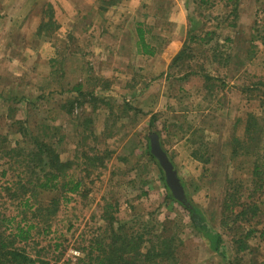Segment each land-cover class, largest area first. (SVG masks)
I'll list each match as a JSON object with an SVG mask.
<instances>
[{"label": "rangeland", "instance_id": "374dc122", "mask_svg": "<svg viewBox=\"0 0 264 264\" xmlns=\"http://www.w3.org/2000/svg\"><path fill=\"white\" fill-rule=\"evenodd\" d=\"M5 2L0 15L18 0ZM34 3V16L21 26L7 31L0 22V136L11 145L22 138L14 120L42 136L52 133L62 159L76 161L71 175L82 186L57 190L67 200L50 227L42 222L16 246L38 264H80L106 229L147 228L179 239L177 258L161 264H238L235 240L255 231L240 264H264V195L256 217L238 218V205L233 215L224 213L229 181L252 182L250 160L229 161L227 145L243 135L248 112L264 115V0ZM44 21L49 25L39 31ZM139 26L155 56L138 53ZM77 83L86 95L73 91ZM152 114L191 199L222 234L221 251L168 198L164 175L145 147ZM195 148L212 162L196 160ZM84 154H98L103 163ZM14 204L2 191L0 211L14 214Z\"/></svg>", "mask_w": 264, "mask_h": 264}, {"label": "trees", "instance_id": "16d2710c", "mask_svg": "<svg viewBox=\"0 0 264 264\" xmlns=\"http://www.w3.org/2000/svg\"><path fill=\"white\" fill-rule=\"evenodd\" d=\"M48 25L49 22L44 21L40 25L39 31L47 28ZM137 32L138 53L155 56L157 48L147 40V31L139 26ZM185 51L186 49L179 53L175 61H178V58H181ZM72 89L81 95H86L82 83H77ZM154 120L155 115L152 114L151 134L154 132L159 134L161 145L173 162L172 157L164 147L160 131L154 128ZM14 121L18 124L17 131L22 134V138L11 145L7 137L0 136V167L3 165L8 167L0 170V176L6 178L8 169H11L14 174L12 179L6 178L0 184V195L3 191L6 200L15 203V208L19 210L14 214L7 209L0 211V264H38L39 260L29 255L26 250L16 246V241H29L33 237V230L42 222L50 227L52 218L59 212L61 199L67 200L66 195L62 194L60 198L58 194L54 193L57 190H61L63 193L78 192L81 189L82 181L72 177L71 171L75 168L76 161L74 159H62L58 151V142L54 141L52 133L47 132L46 134L45 131L44 136H42L36 126L27 125L28 122L24 123L25 121L22 120ZM244 122L243 135L234 136L227 145L231 153L229 161L231 159L234 161L247 159L251 163L252 182L251 180L249 183L237 182V180L235 183L229 181L232 186H228L227 192H225L224 213L228 216L233 215L234 208L238 205L241 207L238 218L245 217L250 213L256 217L261 211L260 199L264 195V115L255 111L248 112ZM24 124L28 127H24ZM146 140L147 153L160 167L164 175L163 180L168 190V198L187 209L196 230L213 242L215 250L221 251L224 243L222 234L213 227L204 211L191 199L189 189L183 178H180L181 183L185 188L190 205H186L174 197L166 183L165 173L159 160L151 152L150 134ZM196 142L197 140H191L193 145ZM203 143L201 141V144ZM84 155L91 163L98 161L103 163L98 154ZM192 156L204 164L212 162L211 158H205L197 148L193 149ZM175 168L177 169L176 165ZM245 195L247 201L243 202L241 199L245 198ZM254 232L249 231L235 240L238 254L234 258L236 263L240 264L242 251L250 250L249 239ZM178 241L179 239L173 235H159L147 228L135 229L130 233L123 227H111L91 241L85 255L80 259V264L169 263L177 258ZM230 263L234 264L233 262Z\"/></svg>", "mask_w": 264, "mask_h": 264}, {"label": "water", "instance_id": "95a60500", "mask_svg": "<svg viewBox=\"0 0 264 264\" xmlns=\"http://www.w3.org/2000/svg\"><path fill=\"white\" fill-rule=\"evenodd\" d=\"M150 143L151 152L159 160V163L165 173L166 183L172 191L174 197L178 201L186 205H190L186 196L185 188L181 183L178 171L175 168L174 163L171 161L168 153L162 147L160 136L158 133L154 132L150 134Z\"/></svg>", "mask_w": 264, "mask_h": 264}, {"label": "crops", "instance_id": "0c3cea01", "mask_svg": "<svg viewBox=\"0 0 264 264\" xmlns=\"http://www.w3.org/2000/svg\"><path fill=\"white\" fill-rule=\"evenodd\" d=\"M3 1L6 3L5 1L7 0H0V4L3 3ZM34 1L36 2L37 0H18L17 3H10L7 6V11L5 10L2 15H0V22H4V26H6V24L10 26L7 28V31L15 29L16 25H20L21 21H27V18L30 19L34 16ZM36 22L37 21H34L33 23L36 24Z\"/></svg>", "mask_w": 264, "mask_h": 264}, {"label": "built area", "instance_id": "2783aa9c", "mask_svg": "<svg viewBox=\"0 0 264 264\" xmlns=\"http://www.w3.org/2000/svg\"><path fill=\"white\" fill-rule=\"evenodd\" d=\"M74 253H75L76 255H79L80 252H78V251H74Z\"/></svg>", "mask_w": 264, "mask_h": 264}]
</instances>
